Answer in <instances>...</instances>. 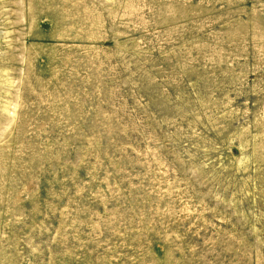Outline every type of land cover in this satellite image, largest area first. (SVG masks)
I'll return each instance as SVG.
<instances>
[{
	"label": "rangeland",
	"instance_id": "1",
	"mask_svg": "<svg viewBox=\"0 0 264 264\" xmlns=\"http://www.w3.org/2000/svg\"><path fill=\"white\" fill-rule=\"evenodd\" d=\"M0 264H264V0H0Z\"/></svg>",
	"mask_w": 264,
	"mask_h": 264
}]
</instances>
